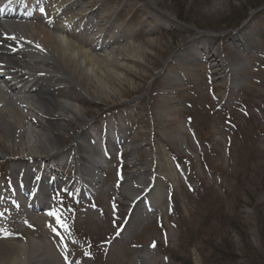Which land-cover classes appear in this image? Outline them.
I'll return each mask as SVG.
<instances>
[{"label":"rangeland","instance_id":"obj_1","mask_svg":"<svg viewBox=\"0 0 264 264\" xmlns=\"http://www.w3.org/2000/svg\"><path fill=\"white\" fill-rule=\"evenodd\" d=\"M76 4L69 11L93 5L86 15L90 21L109 15L107 24L99 27L105 37L96 40L107 47L92 53L104 56L120 48V57H110L119 67L103 66L97 77L104 85L101 93L90 83L88 90L84 81L80 85L70 78L64 89L51 84L58 88H50L59 94L58 101L65 99L60 94L65 90L70 95L65 100L79 112V119L58 122L67 131L62 137L46 129L43 120L35 124L32 115H20L17 109L15 115L2 116L1 122L12 121L11 135H16L7 137L0 129V176H7L11 165L58 160H36L29 151L18 156L17 137L28 126L47 134L50 143L66 153V164L68 154H77L91 139L121 138L120 154L105 162L93 197L76 194L79 188L64 192L61 183L46 195L48 205L40 207L41 212H30L32 217L9 213L6 229L16 240L26 239L30 255L42 257L44 264H264V0ZM256 4L260 10L253 11L258 7L250 6ZM165 12L182 24L167 22ZM229 29L235 31L227 33ZM196 40L206 42V57L214 53L231 70L241 71L237 81L231 79V88L219 78H224L223 71L212 72L219 69L216 61L208 57L206 63L198 62L201 55L182 52ZM187 69L193 71L184 74ZM163 103L169 109L160 122L152 110ZM66 166L52 167L47 175L63 177L71 187L87 167L82 169L75 160ZM151 180L154 191L168 188L170 201L129 243L113 242L131 210L125 185L136 182L148 188ZM153 190L147 194L150 198Z\"/></svg>","mask_w":264,"mask_h":264},{"label":"bare ground","instance_id":"obj_2","mask_svg":"<svg viewBox=\"0 0 264 264\" xmlns=\"http://www.w3.org/2000/svg\"><path fill=\"white\" fill-rule=\"evenodd\" d=\"M12 1L16 0H0V129L5 130L4 132L7 137H10L12 121L4 120L1 122V117L15 115L14 110L17 109L20 115H32L35 124L39 123V120H43L46 129H55L56 135L62 137V134H67V131L58 122L79 119L77 117L79 116V112L75 105L65 100L70 96L66 91L60 93L62 97H65L60 103L57 98L59 94H55V91L50 89L52 86L49 83L51 81L65 83L67 78H70L77 80V83L80 85L84 81L88 90L91 89L88 88L90 83L94 92H102L104 85L97 77L102 76L104 72L103 66L105 65L106 69L108 67L111 68V66L119 67L117 64L111 63L110 57L114 56L115 53L120 57L122 52L118 48L116 52H107L106 55H98L97 57L92 53L98 49L101 51L104 48L100 44L94 43V40L100 36L97 28L107 24L109 15L102 17L98 15L97 23L87 29L84 33L85 35L82 37L83 39H81L73 36L72 26L80 27L79 25L82 20H85V15L89 12L87 7L79 8V11H74L75 15H67L59 22L54 21L57 17L55 14L58 15L60 9L67 10L73 5L75 0H58L54 4L43 7L41 10H43L44 18L41 17L39 11L32 12L33 6L42 0H26L25 9L22 10L18 6L16 14L6 9L8 5L14 3ZM19 1L22 3L23 0ZM150 3L156 8L160 7L154 2L150 1ZM13 7L14 5H12ZM165 15L167 22L173 20L170 14L165 12ZM167 24L168 27L171 25V23ZM113 35L114 33L109 36L111 37V44L113 43ZM205 47L206 42L200 44L197 41H193L190 47L185 48L182 52L189 53L188 51L192 50L194 53H198ZM28 49L31 51H28ZM124 54L122 56L125 58H130V56L133 58L132 54ZM212 58L216 61L217 64L215 65L219 68L214 69L212 72L218 73L223 71L225 73L224 78L223 76L219 78L223 79L228 90L232 87L231 79H234L241 71L231 70L226 62L218 61L214 55H211ZM207 61L205 59L204 63ZM231 76L232 78H230ZM92 81H94L93 84ZM239 84L240 81L234 83L233 86L235 87ZM167 108V104H161L158 108L152 110V115H160L162 118L160 117L159 121L163 122V120L165 121V117L162 115L167 114L166 112L169 109ZM44 118H51L53 122L45 121L46 119ZM23 131L25 133H21ZM13 135H16V133ZM13 139L12 137L11 140ZM11 140L8 139L7 142H15ZM17 140L19 150L22 153L18 155L19 157H25L22 151H29V155L33 159H45L58 152V148L54 147L48 140L47 134L43 132L37 134L30 126L24 130L21 129ZM81 147L80 151L82 155L78 159L83 164L91 160L88 155L92 154L93 149L88 145ZM47 148H49L48 152L45 151ZM44 153H47L45 154L46 156H43ZM20 168L19 166L16 168L13 166L10 180L0 182V192H7L5 184L16 185L17 189H20L15 191L16 195L13 194L15 195L14 198L6 193L0 196V201L5 203V205H2L3 209L0 207V214L7 215L6 208H15V211L20 213L19 217H26L25 213L29 214L31 212L30 207L38 206L37 201L39 199L36 198L40 197V193L43 196L45 189L52 185L49 181L44 182L47 181L45 177H33L37 173L35 166L28 168V173L23 177L19 173ZM23 168H26V166L24 165ZM46 173L49 172L46 171ZM15 177L20 178L16 180ZM85 180L88 184L87 189L93 188L89 189V192L97 188L98 185L96 184H98V180H95L94 176L91 175L90 179L87 178ZM168 180H171V176ZM135 183L132 184L134 188L131 185H125L124 188L131 198H137L140 196L139 194L146 191L144 187L146 185L142 187L138 183H136L137 185ZM151 184L152 182L148 183V186ZM8 219V217L4 218L6 221ZM7 235L9 234L5 236ZM27 246L26 239L21 238L16 240L10 235L8 238H3L0 241V264H44L45 262L44 259L42 261V257L33 253L30 255Z\"/></svg>","mask_w":264,"mask_h":264},{"label":"trees","instance_id":"obj_3","mask_svg":"<svg viewBox=\"0 0 264 264\" xmlns=\"http://www.w3.org/2000/svg\"><path fill=\"white\" fill-rule=\"evenodd\" d=\"M260 5H261V4H259V5L256 4L255 6L252 5V6H250V8H254V7L256 8V7H259Z\"/></svg>","mask_w":264,"mask_h":264}]
</instances>
